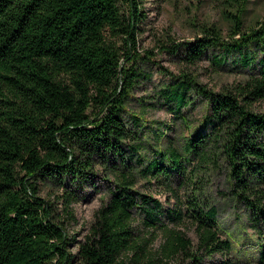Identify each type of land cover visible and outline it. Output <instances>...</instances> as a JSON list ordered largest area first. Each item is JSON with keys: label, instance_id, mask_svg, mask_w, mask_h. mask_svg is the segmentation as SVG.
<instances>
[{"label": "trees", "instance_id": "obj_1", "mask_svg": "<svg viewBox=\"0 0 264 264\" xmlns=\"http://www.w3.org/2000/svg\"><path fill=\"white\" fill-rule=\"evenodd\" d=\"M144 1L0 0V264H205L217 254L218 264H264V20L244 27L243 10L224 11L226 35L202 25L190 41L161 42L179 68L161 69L167 82L138 100L134 114L129 104L150 81L154 58L137 48ZM229 56L245 78L218 92L187 71L204 59L221 69ZM199 106L201 119L190 122ZM152 107L185 125L187 136L148 122ZM217 163L253 233L255 256L247 261L231 257L235 241L221 240L216 208L202 206L199 173ZM98 182L107 202L71 248L70 206ZM139 182L174 196L173 187H189L185 212L164 210ZM41 185L62 194L64 216L39 197ZM135 213L145 237L133 227ZM185 217L196 245L164 224ZM159 233L164 242L152 254L147 245Z\"/></svg>", "mask_w": 264, "mask_h": 264}, {"label": "rangeland", "instance_id": "obj_2", "mask_svg": "<svg viewBox=\"0 0 264 264\" xmlns=\"http://www.w3.org/2000/svg\"><path fill=\"white\" fill-rule=\"evenodd\" d=\"M143 11L146 14V20L142 24L139 33L138 51L142 54L144 51H152L154 58L152 63L146 70L149 72L150 81L142 84L135 91L136 100L129 104L128 110L131 113L138 114L140 111V103L138 100L151 95L154 88L167 82L168 77L164 71L168 70L176 74L178 65L175 61L161 53L158 46L161 42H184L190 41L198 34L199 26L215 25L222 30L223 35H226L229 29V20L224 16V11L231 14H237L236 9L242 11V21L244 27L254 26L257 21L264 20V0H145L143 2ZM160 42V43H159ZM220 56L219 52H215ZM262 55H259V58ZM237 56H229L227 63L221 69H214L208 59H204L197 66L187 69L192 77L201 85L213 91H220L222 87H229L245 78L246 70L240 66H236L233 62ZM259 109L264 111V102L259 104ZM202 107H196L192 110L191 121L200 120L202 117ZM148 122H166L172 124L177 130L179 137L187 136L188 129L185 125L176 122L172 115L165 110L158 108H149L145 114ZM181 134V135H180ZM201 169L199 180L203 182L204 198L202 206L204 210H209L214 207L217 210V225L225 234H220L221 240L228 239V234L234 242L235 250L231 257L241 261H247L255 256V250L251 243L253 233L247 226V219L242 208L230 200L224 170L221 168ZM192 167H195L193 164ZM144 182H139L140 192L145 195H150L154 199L161 202L162 208L166 211H177L185 208L181 203L189 200L191 190L189 187L183 189L174 188L176 196L167 189H159L157 186L141 187ZM98 190L88 189L83 192L80 201L75 202L70 206L74 213L75 224L69 221H64V225L73 235L75 240L70 247L75 248L77 243L83 242L89 235L90 227L95 220L96 212L107 202V190L101 183H97ZM39 197L50 202L54 211L63 215V205L60 202L61 195L50 186H39ZM143 216L135 213L133 217V227L142 236H146L145 229L141 225ZM164 224L168 225L169 229L177 232H182L183 235L190 239L196 245V234L192 220L185 217L182 222L171 223L164 219ZM72 229V231H71ZM163 237L159 233L157 238L151 240L147 249L152 254L155 253L163 244ZM75 249H73V252ZM222 261V256L214 255L206 259L205 264H218ZM184 263V261H180ZM186 263V262H185ZM172 264H175L174 262ZM187 264V263H186Z\"/></svg>", "mask_w": 264, "mask_h": 264}]
</instances>
